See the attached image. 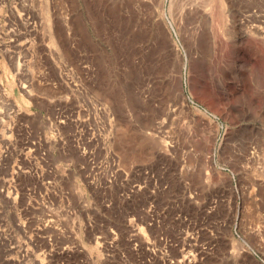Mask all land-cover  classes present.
I'll use <instances>...</instances> for the list:
<instances>
[{
	"label": "rangeland",
	"instance_id": "374dc122",
	"mask_svg": "<svg viewBox=\"0 0 264 264\" xmlns=\"http://www.w3.org/2000/svg\"><path fill=\"white\" fill-rule=\"evenodd\" d=\"M0 264H264V0H0Z\"/></svg>",
	"mask_w": 264,
	"mask_h": 264
}]
</instances>
